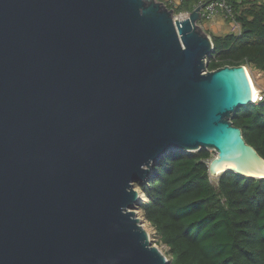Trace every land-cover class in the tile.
Segmentation results:
<instances>
[{"label": "water", "instance_id": "1", "mask_svg": "<svg viewBox=\"0 0 264 264\" xmlns=\"http://www.w3.org/2000/svg\"><path fill=\"white\" fill-rule=\"evenodd\" d=\"M157 0H0V264H169L133 209L170 151L264 177L244 64ZM206 68V70H205Z\"/></svg>", "mask_w": 264, "mask_h": 264}, {"label": "trees", "instance_id": "2", "mask_svg": "<svg viewBox=\"0 0 264 264\" xmlns=\"http://www.w3.org/2000/svg\"><path fill=\"white\" fill-rule=\"evenodd\" d=\"M176 11H191L200 0H161ZM239 33L213 34L207 69L245 64L264 71V1L231 0ZM225 22V23H226ZM243 137L264 158V99L231 116ZM210 151H170L138 185L140 207L169 264H264V177L209 174Z\"/></svg>", "mask_w": 264, "mask_h": 264}, {"label": "rangeland", "instance_id": "3", "mask_svg": "<svg viewBox=\"0 0 264 264\" xmlns=\"http://www.w3.org/2000/svg\"><path fill=\"white\" fill-rule=\"evenodd\" d=\"M157 1H161V0H157ZM185 15H186V11H176L173 9V18H183V17H185ZM197 23L200 26L199 28L203 32H205L207 35H209L210 38H212L213 34H224V33H228V32L239 33L241 31L240 26L234 22L218 23L215 20L202 22L199 19L197 21ZM207 61H208V57H207ZM245 68L247 69V71H248V73H249V75L253 81V85H255V87L257 88L256 97L258 96V93L263 95L264 94V71L260 70L258 68L248 67L247 65L245 66ZM205 70H206V68H205ZM263 99H264V97H263ZM208 150L210 151V159H212L213 157H215L217 155V152L214 149L209 148ZM210 159L208 160V162L210 161ZM211 177H212V179H214L216 181V178H214L212 175H211ZM135 187L140 191L141 198L135 204L133 209L136 211L137 216H139L141 218V223L143 224V227L147 230L151 242L156 244L158 247H160L162 249V251L166 254V249H167L166 245L162 244L158 241V236L155 233V229L146 220V218L143 214V210L140 207V205L143 202L145 197L143 196V193H142L139 185L135 184ZM167 258H168V256H167Z\"/></svg>", "mask_w": 264, "mask_h": 264}, {"label": "built area", "instance_id": "4", "mask_svg": "<svg viewBox=\"0 0 264 264\" xmlns=\"http://www.w3.org/2000/svg\"><path fill=\"white\" fill-rule=\"evenodd\" d=\"M255 1L261 2L264 0ZM201 3H203L200 17V21L202 22L215 20L218 23H225L227 19L233 17V4L231 3V0H202L199 2V4ZM188 13L189 12H186V15H188ZM232 22L236 23L235 20H233ZM238 25L240 26V24ZM263 97L264 94L262 95L259 93L258 98H256L253 102L259 101L263 99Z\"/></svg>", "mask_w": 264, "mask_h": 264}, {"label": "bare ground", "instance_id": "5", "mask_svg": "<svg viewBox=\"0 0 264 264\" xmlns=\"http://www.w3.org/2000/svg\"><path fill=\"white\" fill-rule=\"evenodd\" d=\"M185 16H187V15H185ZM245 70H246V73H247V75H248V78H249V81H250V84H251V87H252L253 92L256 91L255 94H254V98L252 99V101H255V99L258 98L259 93H258V96L256 97V95H257V88L255 87V85H253V81H252V79H251V77H250V75H249V73H248V71H247L246 68H245ZM222 171H223V170L219 171L218 173H220V172H222Z\"/></svg>", "mask_w": 264, "mask_h": 264}, {"label": "crops", "instance_id": "6", "mask_svg": "<svg viewBox=\"0 0 264 264\" xmlns=\"http://www.w3.org/2000/svg\"><path fill=\"white\" fill-rule=\"evenodd\" d=\"M165 1L173 2V4L176 5V4H178L181 0H165ZM200 1H202V0H200ZM200 1H199V2H200ZM199 2H198L197 4H195V6L198 5ZM195 6H194V7H195Z\"/></svg>", "mask_w": 264, "mask_h": 264}]
</instances>
